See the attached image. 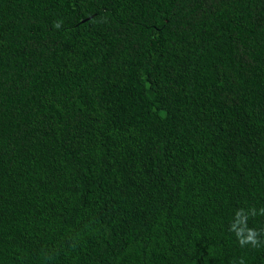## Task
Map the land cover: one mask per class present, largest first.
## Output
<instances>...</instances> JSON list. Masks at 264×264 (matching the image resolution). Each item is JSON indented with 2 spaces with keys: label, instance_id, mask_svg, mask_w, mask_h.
I'll list each match as a JSON object with an SVG mask.
<instances>
[{
  "label": "trees",
  "instance_id": "trees-1",
  "mask_svg": "<svg viewBox=\"0 0 264 264\" xmlns=\"http://www.w3.org/2000/svg\"><path fill=\"white\" fill-rule=\"evenodd\" d=\"M0 264H264V0H0Z\"/></svg>",
  "mask_w": 264,
  "mask_h": 264
}]
</instances>
